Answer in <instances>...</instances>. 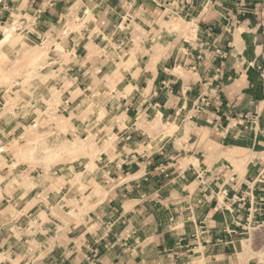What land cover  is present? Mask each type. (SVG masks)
Masks as SVG:
<instances>
[{
    "label": "crops",
    "instance_id": "0c3cea01",
    "mask_svg": "<svg viewBox=\"0 0 264 264\" xmlns=\"http://www.w3.org/2000/svg\"><path fill=\"white\" fill-rule=\"evenodd\" d=\"M16 16L17 34L56 44L49 85L24 96L33 115L0 123V146L41 123L55 88L66 132L39 128L93 136L97 169L87 202L69 174L84 161L54 187L7 177L0 264H264V225L248 223L264 195V0H0V36Z\"/></svg>",
    "mask_w": 264,
    "mask_h": 264
},
{
    "label": "rangeland",
    "instance_id": "374dc122",
    "mask_svg": "<svg viewBox=\"0 0 264 264\" xmlns=\"http://www.w3.org/2000/svg\"><path fill=\"white\" fill-rule=\"evenodd\" d=\"M17 21V16L12 18L9 23L1 28V31L3 32L5 28L12 30L7 32L8 36L6 38L3 34L0 36V85L7 86L10 91L7 98L0 99V118L6 116L5 119H1L3 122L0 123L3 124L5 129L13 120L16 121L19 117L30 118L34 106L32 103L23 106L26 103L24 96L33 94L32 91L38 88L39 84L47 82L46 84L49 85L50 80L48 81V79L50 76H40L39 67L43 65V59H45L48 49L54 43L56 44L54 40H46L44 44L34 43L29 41L27 37L17 34L15 29L19 25ZM73 26L75 25L73 24ZM56 47L62 49L59 44ZM11 48L17 50L15 52L18 54L11 56L10 54L13 52L10 50ZM5 49H9V51ZM23 73H25V76H23ZM38 76H40L39 79ZM32 78H36L37 81L32 83L30 81ZM38 80L41 81L38 82ZM32 86H34V89H31ZM53 89V99L49 100L47 111L43 113L39 108H36L38 116L41 117V123L37 120L35 121L36 126H32L34 124L32 122L22 124L23 131L0 146V168L8 167L10 169L7 176L0 175V194L2 191L1 185L6 182L7 177H10L9 181H12L14 186H23L27 189H33L39 184L41 186L48 183L51 185L58 184L60 182H57L59 174H55V171L65 165L68 170L73 161L79 160V163H81L80 161L84 162L76 169L72 167L69 174L72 172L70 174L73 177L71 182L75 184L76 191L81 190V197L83 201L87 202V195H90L91 190L90 186L88 187L83 181L88 177V174L94 175L97 169L92 143L88 147L90 139L94 137L90 136L86 140H84V137L79 136L60 138L50 130L44 131L39 128L48 125L49 127L54 126V128L56 127L57 130L64 133L66 132L65 127L58 126L56 123L58 115L57 112H53V109L60 99L54 98L58 96L59 92L55 88ZM170 126L169 131L172 133L174 124ZM9 142L11 143L7 145ZM7 157L9 160H7ZM38 190L36 189V193ZM32 196H34V192ZM56 205L57 209L65 212L64 208L59 206V203ZM243 248L251 250L250 244L245 242H243Z\"/></svg>",
    "mask_w": 264,
    "mask_h": 264
},
{
    "label": "built area",
    "instance_id": "2783aa9c",
    "mask_svg": "<svg viewBox=\"0 0 264 264\" xmlns=\"http://www.w3.org/2000/svg\"><path fill=\"white\" fill-rule=\"evenodd\" d=\"M246 11H247L246 9L241 10L242 13H244ZM209 103L210 102L208 101V99L207 98H204L203 99V104H201V106L199 105V109H203V107L205 105H208ZM242 199L244 200V197ZM253 212H255V213H257L258 215H261V216L264 214V195L259 200V203H258L257 207L253 211L250 210L249 211V215H248V223L251 222L252 223V227L264 225V220L262 218H256L255 220H252L253 222L250 221V217H251V214Z\"/></svg>",
    "mask_w": 264,
    "mask_h": 264
},
{
    "label": "bare ground",
    "instance_id": "6f19581e",
    "mask_svg": "<svg viewBox=\"0 0 264 264\" xmlns=\"http://www.w3.org/2000/svg\"><path fill=\"white\" fill-rule=\"evenodd\" d=\"M175 26V25H174ZM173 26V27H174ZM177 26V25H176ZM170 28V27H169ZM12 29H8V28H5V29H3V35H5V38L8 36V34H7V32L8 31H11ZM41 81V80H40ZM246 248V247H245Z\"/></svg>",
    "mask_w": 264,
    "mask_h": 264
}]
</instances>
